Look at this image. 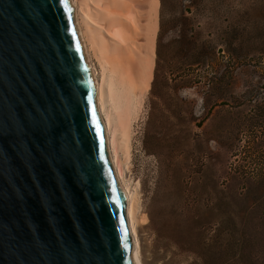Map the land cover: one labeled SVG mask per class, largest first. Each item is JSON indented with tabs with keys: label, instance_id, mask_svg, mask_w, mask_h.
<instances>
[{
	"label": "rangeland",
	"instance_id": "1",
	"mask_svg": "<svg viewBox=\"0 0 264 264\" xmlns=\"http://www.w3.org/2000/svg\"><path fill=\"white\" fill-rule=\"evenodd\" d=\"M126 1L154 45L125 162L143 264H264V0Z\"/></svg>",
	"mask_w": 264,
	"mask_h": 264
},
{
	"label": "water",
	"instance_id": "2",
	"mask_svg": "<svg viewBox=\"0 0 264 264\" xmlns=\"http://www.w3.org/2000/svg\"><path fill=\"white\" fill-rule=\"evenodd\" d=\"M70 0H0V264H136Z\"/></svg>",
	"mask_w": 264,
	"mask_h": 264
},
{
	"label": "bare ground",
	"instance_id": "3",
	"mask_svg": "<svg viewBox=\"0 0 264 264\" xmlns=\"http://www.w3.org/2000/svg\"><path fill=\"white\" fill-rule=\"evenodd\" d=\"M70 2L97 87V105L106 129L110 159L127 199V217L135 244V261L136 264H143L137 228L140 222L139 193L125 175V162L130 158L137 100L151 85L149 74L153 62L148 56L150 49L154 53V45H150L149 39L151 26L149 24L143 34L145 42L142 43L139 41L141 33L135 19V8L128 5L126 0ZM95 57L100 59V70Z\"/></svg>",
	"mask_w": 264,
	"mask_h": 264
}]
</instances>
